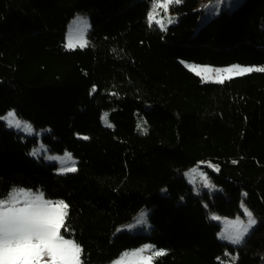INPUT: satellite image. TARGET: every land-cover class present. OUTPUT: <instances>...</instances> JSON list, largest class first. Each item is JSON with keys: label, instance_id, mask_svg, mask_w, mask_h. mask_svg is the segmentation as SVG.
Instances as JSON below:
<instances>
[{"label": "trees", "instance_id": "obj_1", "mask_svg": "<svg viewBox=\"0 0 264 264\" xmlns=\"http://www.w3.org/2000/svg\"><path fill=\"white\" fill-rule=\"evenodd\" d=\"M210 1L172 4L178 21L161 30L147 20L152 0H0V116L15 110L47 131L50 153L77 160L57 174L29 156L36 137L0 120V199L21 188L64 201L61 235L82 264L143 245L165 253L152 264H224L228 252L234 264L264 263V72L205 83L181 64L264 66V0H241L197 29ZM79 13L87 45L69 50L66 26ZM206 162L219 169L204 167L216 189L195 194L185 171ZM242 204L254 228L237 246L222 243L210 215H242ZM143 206L148 234L107 241Z\"/></svg>", "mask_w": 264, "mask_h": 264}, {"label": "snow or ice", "instance_id": "obj_2", "mask_svg": "<svg viewBox=\"0 0 264 264\" xmlns=\"http://www.w3.org/2000/svg\"><path fill=\"white\" fill-rule=\"evenodd\" d=\"M181 2L182 0H153L152 10L147 16L149 26L155 23L161 30H166L165 19L169 24L174 22L173 18L167 15L170 6ZM160 10H163L164 16L158 19ZM71 46L69 44V47ZM191 70L196 71L197 75L203 74L202 79L205 82L213 80V82L223 83L225 79H231L233 75H243L252 71L264 72V67L251 68L234 65L231 68L215 70V76L210 75L214 71L210 67L194 66ZM103 119L107 124V114ZM0 120L5 121L10 128H16L28 134L34 131L31 124L16 115L15 110H10L0 116ZM83 138L87 139V137ZM32 155H37V150H33ZM47 159L58 160L61 164H66L72 161V156L70 153H65L63 157L49 156ZM208 166L215 171L219 170L217 166L210 163ZM58 171L63 174L75 172L77 168L73 161L72 166L62 167ZM191 172L201 177L205 187H214L210 184L206 173L198 172L197 169H192ZM190 182L194 183V179ZM21 197H23L22 201ZM20 203L23 206H19ZM241 206L244 207L243 204ZM67 209L68 205L62 200L55 202L46 200L43 193H32L23 189L13 190L5 199H0V264H80L82 249L75 241L65 239L61 235V228L65 227ZM244 212L247 216V223L238 217L236 221L231 222L233 231L226 235L222 234L223 239L239 244L256 224L255 218L247 208H244ZM211 218L220 219L216 216ZM145 252H149L150 255L145 256ZM164 254L163 250H154L153 246L145 245L141 249L123 255L136 258L137 264H152L155 257ZM117 264H123V261Z\"/></svg>", "mask_w": 264, "mask_h": 264}, {"label": "rangeland", "instance_id": "obj_3", "mask_svg": "<svg viewBox=\"0 0 264 264\" xmlns=\"http://www.w3.org/2000/svg\"><path fill=\"white\" fill-rule=\"evenodd\" d=\"M152 2H153V0H152ZM152 2H151L150 9H149L148 13L152 10ZM240 2H241V0H211L210 2H208L206 4V6L203 8L201 14L198 16V22H197V27L196 28L197 29L200 28L202 25H204L211 18H213L214 16H217L221 11H227V12L232 11L234 8H236L240 4ZM167 15L169 17L173 18L174 22L169 24V23H167V20L165 19L166 27H168L170 25H174L178 21L177 16L172 14L170 12V10L168 11ZM147 16H148V14H147ZM163 16H164L163 10H160V17H158V19L163 17ZM153 24H155V23H153ZM89 31H90V21H89L88 16H86L84 14H81V13L76 14L68 22V24L66 26L65 47L67 49H69V50L86 47V45H87V34H88ZM69 44H71L72 46L69 47ZM81 45H83V46H81ZM181 64L184 66V68L187 71H189L192 74H194L197 77H199L203 82H205L202 79V75L203 74L197 75L196 71L191 70L194 66L212 68L214 71L210 74L211 76H215L216 75L215 70H217V69L223 70V69L231 68L232 66H234V65H229V66L219 67V66H210V65H200V64H196V63H192V62H187V61H181ZM241 67L262 68L264 66H241ZM253 72H258V71H252L250 73H253ZM250 73H246V74H243V75H233L232 78L244 76V75H247V74H250ZM227 80H230V79H225L224 82L227 81ZM205 83H218V82H213V80H208ZM105 114H107V113H102V115H101V123H102V125L105 126V127H112V123L108 120V114H107V124L105 123V121L103 119ZM1 121L4 123V125H5V127L7 129L13 130V131H15L17 133H20L21 135H23L26 138H28V137H36L37 138V143H36L35 146H33V148H31V150L29 152V156L31 158H33V159H36V160H39V161H43L44 163H47V164H55L57 166V170H56L57 174H61L58 171L60 168L72 166L73 161H74L75 167H76L77 160L72 155H71L72 156V161H68L66 164H61L60 161H58V160L47 159V157H49V156L63 157L65 153L59 155V154L50 153L48 151L47 147L41 142V137H42V135H44L47 132L46 130H35L32 127L34 129V131L31 134H28V133H25L24 131H21L19 129L10 128V127L7 126L5 121H3V120H1ZM109 125H111V126H109ZM135 131L137 133H140V134H145L147 132V125H146L145 121L141 118L140 115H138L136 117V119H135ZM33 150H37V155H32ZM208 165H209V163L206 162V163L203 164V167L202 166H197V167L189 168V169H187L185 171L186 182L189 185V187L191 188L192 192L195 193V194H198V193H200L202 191L213 192L216 189V187L211 182V180L208 177V175H207V177H208V179L210 181V184L213 185L214 187H205L203 182H202V180H201V177L198 174L191 172L192 169H197L198 172H202V173H206L207 174V172L204 169V167H206L210 171L215 172V170L212 167H209ZM68 173H73V172H68ZM186 173H188V175H186ZM63 174H67V173H63ZM193 179H194V183L190 182ZM20 189L21 188H13L9 193L13 192V190H20ZM23 190H27V189H23ZM28 191H30V190H28ZM30 192L37 193V192H33V191H30ZM5 198H3V199H5ZM20 200L22 201L23 197H21ZM19 206H23V204L20 203ZM150 210H151L150 208H147V207L143 206L132 217V219L129 222H126V223L120 225L115 230V232L111 233L107 237V241H111L117 234L122 233V232H127V233H130V234H140V235L148 234L149 231H150V224L148 222V215L150 213ZM212 216H216V217L220 218V219H212L211 218L215 223H217L219 225V231L217 233V238H218L219 241H221L222 243H226V244L232 245V246H237V245H239L242 242L241 241L239 244H233L231 241H229L227 239H223L222 238V234L226 235L227 233L233 231V225H232L231 222L236 221L238 217H239V219L241 221H243L244 223H247V216L245 215L244 207H242V215H237L235 217H225V216H219L217 214H211L210 217H212ZM254 226L249 230V232L254 228ZM245 237H246V235H245ZM144 246L145 245H143L141 247H138V248L126 250L123 253H121L116 259H114L113 261H111L110 263H107V264H117V262H120V261H123V264H137L136 258L124 257L123 254L131 253L133 250L141 249ZM153 249L156 250L154 247H153ZM144 255L147 256V255H150V253L149 252H145ZM234 260H235V254H231L229 252L226 253L225 257L219 258V261L224 263V264H234ZM80 264H82L81 260H80ZM259 264H264V263L260 262Z\"/></svg>", "mask_w": 264, "mask_h": 264}]
</instances>
